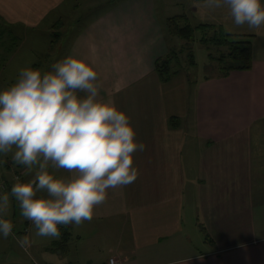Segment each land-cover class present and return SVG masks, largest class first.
I'll use <instances>...</instances> for the list:
<instances>
[{
	"label": "crops",
	"instance_id": "obj_1",
	"mask_svg": "<svg viewBox=\"0 0 264 264\" xmlns=\"http://www.w3.org/2000/svg\"><path fill=\"white\" fill-rule=\"evenodd\" d=\"M62 2L0 0V17L36 27ZM195 3L191 11L199 23L251 36V69L191 81L177 73L162 80L155 61L168 43L154 0L113 3L72 40L64 57L94 67L98 98L130 116L136 139L146 147L133 154L138 178L109 189L91 221L69 224L66 231L59 225V238L37 236L25 221L32 261L264 264V26L237 25L227 6ZM11 168L4 165L3 180L12 176ZM54 245L63 250L57 253Z\"/></svg>",
	"mask_w": 264,
	"mask_h": 264
},
{
	"label": "clouds",
	"instance_id": "obj_2",
	"mask_svg": "<svg viewBox=\"0 0 264 264\" xmlns=\"http://www.w3.org/2000/svg\"><path fill=\"white\" fill-rule=\"evenodd\" d=\"M205 2L213 9L227 6L237 25L264 26V0ZM99 92L98 72L74 55L57 60L48 71L24 67L15 82L0 88V155L12 153L15 163L35 171L26 182L17 177L10 192L37 236L59 238V225L91 221L109 189L139 176L133 154L146 145L136 139L130 116L99 99ZM49 165L70 175L58 178ZM9 203V193L0 194L4 238L14 227L5 218ZM19 243L27 251L32 242L24 237Z\"/></svg>",
	"mask_w": 264,
	"mask_h": 264
},
{
	"label": "rangeland",
	"instance_id": "obj_3",
	"mask_svg": "<svg viewBox=\"0 0 264 264\" xmlns=\"http://www.w3.org/2000/svg\"><path fill=\"white\" fill-rule=\"evenodd\" d=\"M122 0H63L60 7L49 14L36 27H26L4 21L0 17V88H6L15 82L18 77L20 69L24 67L38 68L42 72L51 70V65L60 60L66 54L72 40L81 31L86 24L93 21L100 13L107 10ZM197 0H154L158 17L161 19L163 27V36L165 37L168 46L175 47L176 50L184 49L179 54V69L178 76L187 77L188 79H197L202 75H208L215 72L213 68L209 67L210 62L208 55L214 52L213 45L203 44L199 39L206 35L211 37L215 32H219V25L198 27L195 31V39L189 44L185 40L178 38H169L166 36L164 29L165 20L167 17L185 14L189 17L192 25L199 24L198 19L193 18L192 8L196 5ZM114 3V4H113ZM198 3V2H197ZM198 26V25H197ZM22 31V35L20 34ZM167 37V38H166ZM190 52L194 59V63L189 64L188 52ZM11 165L10 171L13 172L11 177H5L6 183L5 193H8L9 183L13 185L16 181L14 179L15 172L21 171L23 177L34 176L35 171L28 172L26 166L17 164L12 158V153L0 155V176L5 172L4 165ZM49 170L58 178H67L64 169H56L49 165ZM9 171V172H10ZM9 178V179H7ZM2 181L3 178L0 177ZM4 190L0 194H3ZM43 194V193H39ZM15 203V204H14ZM10 216L6 219L15 221L13 223V231L7 238L0 237V264H19L22 262L21 258L26 257L29 264H40L39 261L29 259L33 252V248L27 251L21 247L19 241L24 237H30L31 234L24 233L26 227L25 219L20 211L19 202L13 197L7 209ZM6 212V213H7ZM5 213V215H6ZM28 228H32L33 223L29 220ZM69 225H62V230L66 231ZM60 252L63 250L62 246L55 245L51 247ZM70 254L75 257V247H70ZM72 264H78L74 259ZM80 264H83L80 262Z\"/></svg>",
	"mask_w": 264,
	"mask_h": 264
},
{
	"label": "trees",
	"instance_id": "obj_4",
	"mask_svg": "<svg viewBox=\"0 0 264 264\" xmlns=\"http://www.w3.org/2000/svg\"><path fill=\"white\" fill-rule=\"evenodd\" d=\"M197 25H192L187 15L180 14L167 17L164 29L168 39L178 38L190 44L195 39L196 28L212 26L207 23ZM219 30L211 37L204 35L199 39L203 44L215 46L214 52H210L208 55L211 63L209 67H212L215 72L205 75L204 78L223 77L232 70L251 69L253 63L251 36L227 33L222 27ZM182 50L184 49H180V52ZM180 52L175 47L168 46L167 53L155 61L156 71L162 80L167 81L180 71V60L178 59ZM190 52L192 51L189 50L188 56L192 55ZM190 57L188 58L189 64H192L194 59L192 56ZM173 124H177V122L174 121Z\"/></svg>",
	"mask_w": 264,
	"mask_h": 264
},
{
	"label": "built area",
	"instance_id": "obj_5",
	"mask_svg": "<svg viewBox=\"0 0 264 264\" xmlns=\"http://www.w3.org/2000/svg\"><path fill=\"white\" fill-rule=\"evenodd\" d=\"M17 177H19L21 181H24V182L28 181L27 179H25V178L23 177V173H22L21 171H17V172H15V175H14V179H15V181H16ZM4 189H6V183H5L4 180H2V181L0 180V193H1V191L4 190ZM107 264H122V262L119 261V260H118L117 258H115V257H110V258L108 259V261H107Z\"/></svg>",
	"mask_w": 264,
	"mask_h": 264
}]
</instances>
